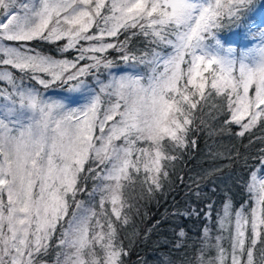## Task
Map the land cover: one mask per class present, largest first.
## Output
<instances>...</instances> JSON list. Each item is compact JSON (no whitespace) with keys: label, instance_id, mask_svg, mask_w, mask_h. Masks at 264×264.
<instances>
[{"label":"snow or ice","instance_id":"1","mask_svg":"<svg viewBox=\"0 0 264 264\" xmlns=\"http://www.w3.org/2000/svg\"><path fill=\"white\" fill-rule=\"evenodd\" d=\"M260 9L264 0H0V264H127L129 186L159 191L201 132L264 144ZM52 87L64 95L40 90ZM251 160L239 208L226 196L219 210H174L201 225L181 264H264V147ZM174 232L183 242L172 251L187 248L184 225Z\"/></svg>","mask_w":264,"mask_h":264},{"label":"trees","instance_id":"2","mask_svg":"<svg viewBox=\"0 0 264 264\" xmlns=\"http://www.w3.org/2000/svg\"><path fill=\"white\" fill-rule=\"evenodd\" d=\"M254 20L264 22V9L254 14ZM228 38L234 39L231 34ZM243 43L237 40V44ZM144 45L145 41L140 37L133 38L130 47L135 51ZM44 50L53 51L47 47ZM57 58H61L59 54ZM110 58L117 59L120 69H127V65L118 61L117 54ZM3 86L0 82V87ZM58 89L62 88L40 90L47 92ZM254 133L257 137L264 136V131L260 129L254 130ZM196 140L194 149L184 152L174 165L169 166V177L162 182L159 191L150 196L142 194L138 180L127 189L126 195L134 198L138 207V211L133 209L132 223L120 230L121 239L131 250L127 264H140L143 260H147L148 264H157L156 258L168 252H172L174 264H181L184 253L192 252V245L200 242L197 235L200 222L195 217L177 220L172 216L176 208H203L206 203H213L219 210L226 196L232 199L237 208L248 201L244 187L248 169L244 165V158L248 157L249 164H252L251 157L257 155L264 144L247 134L240 138L234 134V130H217L211 136L201 132ZM176 223L183 224L187 232L185 239L188 247L181 251H172L176 243L183 242L175 236ZM225 247H228L227 241Z\"/></svg>","mask_w":264,"mask_h":264},{"label":"rangeland","instance_id":"3","mask_svg":"<svg viewBox=\"0 0 264 264\" xmlns=\"http://www.w3.org/2000/svg\"><path fill=\"white\" fill-rule=\"evenodd\" d=\"M45 94L47 96H50V97L55 99V98H59V97L63 96L64 95V90L63 89H58V90L47 91V92H45Z\"/></svg>","mask_w":264,"mask_h":264}]
</instances>
